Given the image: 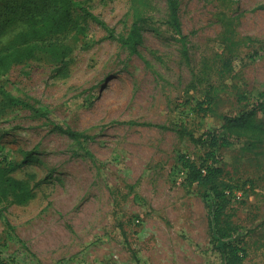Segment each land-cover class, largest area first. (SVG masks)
Returning <instances> with one entry per match:
<instances>
[{
	"label": "rangeland",
	"instance_id": "1",
	"mask_svg": "<svg viewBox=\"0 0 264 264\" xmlns=\"http://www.w3.org/2000/svg\"><path fill=\"white\" fill-rule=\"evenodd\" d=\"M77 1L117 35L144 18L139 54L88 20L80 38L49 39L72 48L63 64L38 49L0 78L48 114L0 99V161L20 165L12 175L33 190L27 204H1L0 264H223L207 203L179 162L200 165L210 148L178 132H218L263 103L264 0H178L187 57L165 0ZM254 121L264 129V112ZM235 137L218 150L225 181L240 186L229 212L242 264H264V133L253 145Z\"/></svg>",
	"mask_w": 264,
	"mask_h": 264
},
{
	"label": "trees",
	"instance_id": "2",
	"mask_svg": "<svg viewBox=\"0 0 264 264\" xmlns=\"http://www.w3.org/2000/svg\"><path fill=\"white\" fill-rule=\"evenodd\" d=\"M165 1L168 9L165 22L180 36L183 55L187 57L186 37L183 35L179 18V1ZM77 10L81 12L79 16L75 14ZM88 20L99 25L108 38L116 39L131 53L139 54V45L143 40L141 30L145 20L138 14L128 34L123 36L117 35L103 19L77 0H10L0 7V78L6 76L14 65L32 58L38 49L45 50L63 64L71 54L72 48L57 40H50L69 33H74L76 38H80L86 34ZM0 99L3 109L24 106L30 108L37 116L48 118L47 112L40 106L36 107L17 99L1 85ZM259 99H262L263 103L242 111L237 117H224V124L218 132H208L198 138L183 130L178 132L182 137H189L194 144L201 146L206 142L210 148L207 159L200 165L185 156H181L179 162L186 170V182L190 186L196 185L207 203L212 248L221 256L223 264H242L247 257V248L244 238L241 237V227L233 221V215L229 212L233 194L240 186L225 181L218 150L231 146L235 136H247L253 141V145L255 138L264 133V129L254 121L259 111L264 112V91L259 95ZM54 128L75 140L85 138L83 133L71 128L57 124ZM208 160H212V163H208ZM19 167L20 165L0 161V217H4L5 211L1 204L8 198L16 205L27 204L33 198L29 183L12 175Z\"/></svg>",
	"mask_w": 264,
	"mask_h": 264
}]
</instances>
